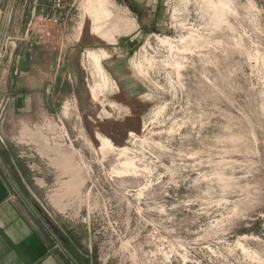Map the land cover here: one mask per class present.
I'll return each instance as SVG.
<instances>
[{"label": "rangeland", "instance_id": "374dc122", "mask_svg": "<svg viewBox=\"0 0 264 264\" xmlns=\"http://www.w3.org/2000/svg\"><path fill=\"white\" fill-rule=\"evenodd\" d=\"M47 1L60 23L32 28L62 96L1 105L0 153L59 248L74 264H264V0Z\"/></svg>", "mask_w": 264, "mask_h": 264}, {"label": "crops", "instance_id": "0c3cea01", "mask_svg": "<svg viewBox=\"0 0 264 264\" xmlns=\"http://www.w3.org/2000/svg\"><path fill=\"white\" fill-rule=\"evenodd\" d=\"M34 12L54 14L47 0H0V43L13 37L0 62V106L7 116H23L24 107L30 112L47 107L56 98L51 96L53 87L62 96L59 85L65 79L58 80L59 64L29 27ZM23 59L26 70L21 68ZM11 162L0 153V264H74L73 256L56 244L52 228L23 197V164Z\"/></svg>", "mask_w": 264, "mask_h": 264}, {"label": "built area", "instance_id": "2783aa9c", "mask_svg": "<svg viewBox=\"0 0 264 264\" xmlns=\"http://www.w3.org/2000/svg\"><path fill=\"white\" fill-rule=\"evenodd\" d=\"M63 1L64 0H53V7L55 9L62 7L64 5ZM60 20V17L55 14H41L35 16V19L33 20V25H37L39 32L47 31V33L50 34L52 33V30H46L45 25H58L60 23ZM12 41L13 37L7 36L5 40L0 43V62L6 57Z\"/></svg>", "mask_w": 264, "mask_h": 264}, {"label": "bare ground", "instance_id": "6f19581e", "mask_svg": "<svg viewBox=\"0 0 264 264\" xmlns=\"http://www.w3.org/2000/svg\"><path fill=\"white\" fill-rule=\"evenodd\" d=\"M101 1V0H100ZM103 3H104V1H103ZM90 5V4H89ZM105 5V4H104ZM101 6V5H100ZM104 7V6H103ZM95 8H96V6H95ZM95 8H94V10H95ZM102 8V7H101ZM100 8V9H101ZM104 9V8H103ZM102 9V10H103ZM102 10H101V12H102ZM103 11H105V10H103ZM100 12V11H99ZM108 12H109V10H108ZM107 12V13H108ZM88 13V12H87ZM91 13V12H90ZM96 13V12H95ZM103 13V12H102ZM105 14H106V11H105ZM108 15H110V14H108ZM107 17V16H106ZM109 17V16H108ZM108 17H107V19H108ZM87 18V17H86ZM89 20V19H88ZM92 20V19H91ZM90 21V20H89ZM108 20H106V21H101L100 19H99V17L97 16V18H96V21L94 20V30L98 33V34H101V35H103V36H105L104 34V27H105V23L107 22ZM93 22V21H92ZM83 24V23H82ZM93 24V23H92ZM114 26V25H113ZM115 26H116V24H115ZM118 26V25H117ZM134 26V25H133ZM82 28V27H81ZM115 28V27H114ZM117 29H119L118 27H116ZM136 28H137V26H136ZM108 30V29H107ZM109 30L111 31V29L109 28ZM112 30H114L113 29V27H112ZM116 30V29H115ZM114 30V31H115ZM119 31H120V29H119ZM109 32V31H108ZM115 32H117V30L115 31ZM114 32V33H115ZM112 33V32H111ZM110 33V35H113V34H111ZM114 36V35H113ZM105 37H107V36H105ZM109 37V36H108ZM110 38V37H109ZM114 38H112V40H113ZM111 41V40H110ZM106 51H104V53H105ZM90 54V56L94 59V61L96 62V68H98V70H99V72L102 74V77H103V80H104V85H105V87L110 83V81H112V79L108 76V74H106V72H105V68L103 67V65H102V63H101V55L99 56L98 54H96V53H94V52H91V53H89ZM106 55H108L107 53H106ZM97 70V71H98ZM102 80V79H101ZM102 80V81H103ZM102 84V83H101ZM97 86V85H96ZM96 86H94V87H96ZM99 86V85H98ZM97 86V87H98ZM100 86H103V85H100ZM100 88V87H99ZM102 88H104V87H102ZM94 90V89H93ZM95 96H97V95H95ZM98 99V98H97ZM109 141V140H108ZM105 142H106V140H105ZM108 144V143H107Z\"/></svg>", "mask_w": 264, "mask_h": 264}, {"label": "water", "instance_id": "95a60500", "mask_svg": "<svg viewBox=\"0 0 264 264\" xmlns=\"http://www.w3.org/2000/svg\"><path fill=\"white\" fill-rule=\"evenodd\" d=\"M35 12L32 14V18H31V20H30V23H29V27H31L32 26V23H33V20L35 19ZM21 68L23 69V70H26V62H25V59H23V61L21 62Z\"/></svg>", "mask_w": 264, "mask_h": 264}, {"label": "flooded vegetation", "instance_id": "af4514ba", "mask_svg": "<svg viewBox=\"0 0 264 264\" xmlns=\"http://www.w3.org/2000/svg\"><path fill=\"white\" fill-rule=\"evenodd\" d=\"M125 1H127V2H128L129 0H125ZM131 7H134V6L132 5V3H131Z\"/></svg>", "mask_w": 264, "mask_h": 264}]
</instances>
